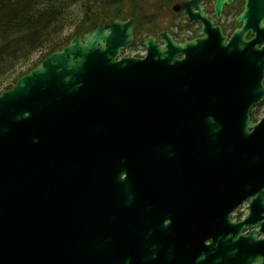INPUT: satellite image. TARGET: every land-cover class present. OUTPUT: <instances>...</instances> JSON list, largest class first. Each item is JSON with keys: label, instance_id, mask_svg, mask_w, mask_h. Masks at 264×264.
Wrapping results in <instances>:
<instances>
[{"label": "water", "instance_id": "95a60500", "mask_svg": "<svg viewBox=\"0 0 264 264\" xmlns=\"http://www.w3.org/2000/svg\"><path fill=\"white\" fill-rule=\"evenodd\" d=\"M174 11L202 36L105 20L0 94V264H264V0Z\"/></svg>", "mask_w": 264, "mask_h": 264}, {"label": "trees", "instance_id": "16d2710c", "mask_svg": "<svg viewBox=\"0 0 264 264\" xmlns=\"http://www.w3.org/2000/svg\"><path fill=\"white\" fill-rule=\"evenodd\" d=\"M149 1L151 0H0V94L12 87L9 85L3 89L4 79L22 62L36 54L43 55L40 60L42 62L75 36L94 30L105 20L134 19L138 41L143 39ZM181 1L183 0H154L157 4L151 3V7L161 6L167 12L171 6ZM73 5L81 6L82 16L74 24L69 39L65 40L61 35L71 23L67 14ZM252 117L254 121L258 120L257 110Z\"/></svg>", "mask_w": 264, "mask_h": 264}, {"label": "flooded vegetation", "instance_id": "af4514ba", "mask_svg": "<svg viewBox=\"0 0 264 264\" xmlns=\"http://www.w3.org/2000/svg\"><path fill=\"white\" fill-rule=\"evenodd\" d=\"M202 2L208 18L214 21L216 25L221 26L226 36L230 37L236 29L242 28V25L236 23V19L239 15L243 13L245 9V0H236L231 5L225 6L222 18L228 19L226 23H221L220 21H217L214 8L213 11H210L207 9L206 0H202ZM162 13L163 12L160 9L158 10L157 7L154 8L151 7V5L148 6L146 10L145 24H144L148 29L145 31L144 39H154L155 45L164 47L166 44L164 42L162 34L165 32L171 35L173 40L177 44H184L186 42L195 40L202 35V24L190 23L189 17L184 11L178 12V14L172 13L173 16L170 20V23H165V24L160 23V26L156 27L153 23L156 22L155 20L159 19V16L162 15ZM152 18L154 20H152ZM180 18H183L185 20L178 21L180 20ZM136 28H137V24H136ZM247 39L248 40L253 39V35L249 34L247 36ZM137 47L138 46L136 45V41H135L131 49H135ZM142 50H143V54L137 56H141L143 59L149 60V58H151V53L149 49L147 48ZM178 58L182 59L184 58V56H178ZM150 61H154V63L156 64L160 63L159 60L150 59ZM249 214H250V201H246L232 211L231 213L232 222L233 223L243 222L248 217ZM251 232L252 229L250 227H247L243 230V235L249 236ZM228 236H230V234ZM262 239H264V234L260 236L258 235V240H262Z\"/></svg>", "mask_w": 264, "mask_h": 264}, {"label": "rangeland", "instance_id": "374dc122", "mask_svg": "<svg viewBox=\"0 0 264 264\" xmlns=\"http://www.w3.org/2000/svg\"><path fill=\"white\" fill-rule=\"evenodd\" d=\"M215 1L216 0H207L206 1V5H207V9L208 10L213 11L212 8H214ZM151 3L157 4L156 2H154V0H151V1H149L147 3V6L151 5ZM175 5L171 6V8L167 12L164 11V8H161L159 6H156L158 8V10L160 9L163 13H162V15L159 16V19L158 20H155L156 22L153 23V24L156 27H158V26H160V23H163V24L170 23V20H171V18L173 16L172 13L178 14V12H175L174 11ZM81 16H82V8H81L80 5H73L69 9L68 14H67V18H68V20H71V23L66 27V30L61 35V37H63V39H65V40L69 39V37L72 34V31L74 30V24L81 18ZM152 20H154V19L152 18ZM181 20L184 21L185 19L180 18V20H178V21H181ZM227 20L228 19H226V18H222L219 21L221 23H226ZM147 29L148 28H146V26L144 25L143 26V31H146ZM142 40H144V38L143 39H140L137 42V44H138L137 45L138 46L137 48L131 49V50H127L125 55H127V56H131V55H134V54H136V55H142L143 54V50H142L143 48L140 46V41H142ZM42 57H43L42 54H36L35 56H32L31 58H29L27 61L22 62L17 67V69L14 72H12V73H10L9 75L6 76V78L4 79L5 80V85H4V88L3 89H5L9 85H11L13 87L14 84L21 78L20 75H23L24 76V75L28 74L29 71L33 70L34 68H36L41 63L40 60L42 59ZM16 79H17V81L15 82ZM6 90H8V89H6ZM6 90H4V91H6ZM256 110L258 111V120H259L264 115V105L262 107H260V108H257Z\"/></svg>", "mask_w": 264, "mask_h": 264}]
</instances>
